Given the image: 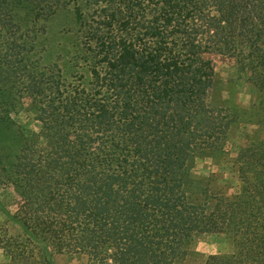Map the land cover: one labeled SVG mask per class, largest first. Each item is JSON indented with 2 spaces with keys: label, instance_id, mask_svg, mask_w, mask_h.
Instances as JSON below:
<instances>
[{
  "label": "trees",
  "instance_id": "obj_1",
  "mask_svg": "<svg viewBox=\"0 0 264 264\" xmlns=\"http://www.w3.org/2000/svg\"><path fill=\"white\" fill-rule=\"evenodd\" d=\"M7 4L44 20L72 6L74 19L53 63L41 66L45 47L36 59L40 34L11 30L0 42V186L15 194L11 209L0 201L8 264L59 254L195 264L204 233L229 235L232 249L202 264H264V139L239 148L233 195L193 172L197 159L227 155L232 126L264 123V0ZM215 57L234 60V78L218 76ZM242 79L255 88L247 109L229 101ZM26 104L39 130L13 132L15 148Z\"/></svg>",
  "mask_w": 264,
  "mask_h": 264
},
{
  "label": "rangeland",
  "instance_id": "obj_2",
  "mask_svg": "<svg viewBox=\"0 0 264 264\" xmlns=\"http://www.w3.org/2000/svg\"><path fill=\"white\" fill-rule=\"evenodd\" d=\"M12 9V10H9ZM15 16L14 27L6 23V16L8 12ZM0 15H3L0 23V34L2 35L0 42L4 43L5 38L8 37V33L14 30L19 33H28L30 37L38 36L36 47L38 60L39 52L43 51V59L40 61L41 66L53 63L57 60V53L60 50V45L63 38L73 27V9L72 6L58 8L53 15L46 20L43 18V12L39 9H35L32 12H28L23 4L14 5L12 8L0 7ZM40 15V18H39ZM42 29L44 30L42 32ZM42 32V33H41ZM44 45V46H43ZM62 58L58 59L61 61ZM36 61L35 59H33ZM33 63V61H32ZM215 69L220 78L223 81H227L230 78H234L236 74V65L233 59L228 57H215ZM235 86V85H234ZM233 96L229 101H236L242 108H249L255 95L254 86L242 79L233 89ZM227 94L223 93V97ZM26 101V99L24 100ZM28 102V101H27ZM14 128L12 129L10 145H14L15 148L19 144L20 135H13L12 133L18 131L21 128L25 133L29 131L37 132L39 130V123L35 119V114L31 110L29 105H25L16 115ZM16 133V132H15ZM263 138L264 139V123L261 126L251 124H241L240 126H232L227 134L226 150L227 155L221 160L218 158H202L197 159L193 168L195 175L203 177L209 180V187L214 192H222L228 195L236 193L240 186V181L237 173L238 166L235 163V158L240 147L248 145L251 139ZM9 145V143H8ZM14 148V150H15ZM15 199V194L8 186H0V201L7 205L11 209V203ZM4 216L0 212V218ZM193 249L198 253L195 258V264H202V261L206 256L216 253H225L232 249V241L229 235L221 233H204L197 236L193 243ZM56 264H86L85 258L72 257L71 255L59 254L55 257ZM0 264H8V258L3 254L0 249Z\"/></svg>",
  "mask_w": 264,
  "mask_h": 264
}]
</instances>
